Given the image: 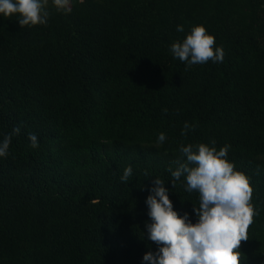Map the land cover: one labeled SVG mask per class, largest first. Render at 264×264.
Here are the masks:
<instances>
[{
	"label": "trees",
	"instance_id": "16d2710c",
	"mask_svg": "<svg viewBox=\"0 0 264 264\" xmlns=\"http://www.w3.org/2000/svg\"><path fill=\"white\" fill-rule=\"evenodd\" d=\"M48 9L44 25L0 17V137L20 127L0 158V264H148L151 176L194 221L197 193L183 178L173 188L168 169L179 144L210 139L230 145L227 159L249 177L258 210L239 264H264V0ZM195 24L223 47V62L186 70L173 59L169 45ZM185 121L197 127L181 137ZM159 132L166 140L156 145ZM127 165L132 177L121 182Z\"/></svg>",
	"mask_w": 264,
	"mask_h": 264
},
{
	"label": "clouds",
	"instance_id": "9594fccd",
	"mask_svg": "<svg viewBox=\"0 0 264 264\" xmlns=\"http://www.w3.org/2000/svg\"><path fill=\"white\" fill-rule=\"evenodd\" d=\"M73 0H0V17L14 16L19 26L32 27L46 24L50 15V4L56 12L68 14L72 11ZM177 32H184L183 25H176ZM215 38L200 24L192 25L182 39L173 41L169 51L173 59H179L187 70L194 64L223 62L224 50L215 45ZM166 112L167 109H162ZM197 127L185 121L180 135L184 137ZM20 127L0 137V158L8 155L13 135ZM30 146H38L37 135L27 133ZM166 140L164 132H159L155 144ZM230 145L225 143L218 149L216 141L208 143H182L178 145L180 158L169 168L172 187L182 180L185 192L197 193V203H192V214L178 215L169 199V189L165 181L152 177L145 197L148 221L144 228L147 239L156 245L155 251H146L141 260L148 264H239V245L247 240V230L258 215L251 203L252 187L249 177L235 169L227 159ZM149 175L145 174V177ZM132 177V167L127 165L119 176L121 182Z\"/></svg>",
	"mask_w": 264,
	"mask_h": 264
}]
</instances>
